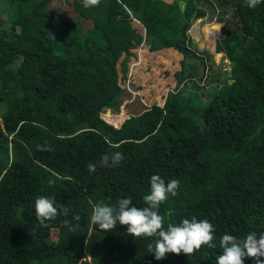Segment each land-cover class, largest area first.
<instances>
[{
	"label": "trees",
	"instance_id": "trees-1",
	"mask_svg": "<svg viewBox=\"0 0 264 264\" xmlns=\"http://www.w3.org/2000/svg\"><path fill=\"white\" fill-rule=\"evenodd\" d=\"M205 17L221 23L215 51L231 65L221 84L222 70L213 71L211 54L188 32ZM135 18L149 28L144 40ZM122 36L127 47L138 38L148 44L145 65L126 49L117 66ZM154 51L166 60L154 62ZM162 62L171 77L152 89V109L121 120V101L132 98L126 84L139 88ZM187 79L195 87L206 80L205 99L187 90ZM0 105V264H216L221 235L264 232V0L255 8L245 0H100L88 8L84 0H0ZM84 127L92 131L72 135ZM116 151L123 161L102 162ZM154 174L179 181L159 207L165 227L207 219L216 248L156 260L147 251L155 237L91 224L98 202L131 197L146 206ZM38 196L54 199L60 213L47 227L35 216Z\"/></svg>",
	"mask_w": 264,
	"mask_h": 264
},
{
	"label": "clouds",
	"instance_id": "clouds-1",
	"mask_svg": "<svg viewBox=\"0 0 264 264\" xmlns=\"http://www.w3.org/2000/svg\"><path fill=\"white\" fill-rule=\"evenodd\" d=\"M262 0H245V6L255 8ZM100 0H84V7L98 6ZM114 148L118 144L111 145ZM124 160L121 152L116 151L102 157L103 163L109 161L113 165ZM88 171L95 172L96 166L89 163ZM49 183H53L49 181ZM179 181L170 179L167 183L160 175L150 177V190L143 196L146 206L136 207L131 197L119 198L114 205L98 202L92 207L90 222L103 231H111L117 224L127 226V233L132 237H155L147 244L148 253L153 254L156 260L165 258L166 254L181 253L186 256L194 254L202 246L216 248L214 226L207 219L183 218L177 224L168 223L165 227L164 217L159 213L160 205L169 195L175 197ZM35 216L41 227H47V221L55 220L60 214L54 199L47 196H38L34 201ZM81 219L78 213H73L72 220ZM69 231H76L78 224L69 220L64 221ZM218 246L222 250L216 256V264H244V258L253 259L255 264H264V232L257 234L249 232L242 239L231 234L220 236Z\"/></svg>",
	"mask_w": 264,
	"mask_h": 264
},
{
	"label": "rangeland",
	"instance_id": "rangeland-1",
	"mask_svg": "<svg viewBox=\"0 0 264 264\" xmlns=\"http://www.w3.org/2000/svg\"><path fill=\"white\" fill-rule=\"evenodd\" d=\"M135 23L139 26L142 24L141 20L139 19H134ZM136 24H133L137 29H135V31L137 32L138 30L141 31V33H139V37H141L143 40L146 37V33L148 31L149 28H145L144 25L142 26H137ZM160 24L159 22L156 21V23L153 24V27H158ZM220 26L221 23L220 22H215V21H211L209 22L208 18L205 17L204 19H195L192 23L191 28L189 29V34L192 38V44L194 46H196L198 49L200 50H207L208 53L211 54V61L213 62L215 69L213 70L218 71V69H221V73L219 75V80H220V84L223 83V80H229L228 76L231 75V65L230 62L224 58L222 53H218L215 51V44H216V40H218L221 37V33H220ZM132 34V33H131ZM126 36V35H125ZM124 36L121 37V41H117V45H118V50H119V56L116 59V63L117 66L122 64L123 62L127 61L126 58V49H128V51L133 54V56L136 59V64H143L145 65L147 62V58H142L141 54H147L148 52H150V54L152 53V51H149L148 49H144L148 47L147 43H144L143 40L140 41V38H138L134 44V48L133 47H127L128 45H130L128 43L127 37L126 40H123ZM151 40H153V38L151 37ZM126 42V43H125ZM143 48V50H142ZM155 53V58H154V62H160L161 60L164 61L163 59L166 60V58H164L160 52L158 51H154ZM164 53L166 51H161ZM153 54V53H152ZM141 56V57H140ZM168 56V55H167ZM166 56V57H167ZM126 60V61H124ZM135 64V65H136ZM171 69H168V67L164 64V62H162V64H159L156 66V68H153L150 70V73H147V79H144L145 81H141V86H139V88L134 89L132 87L133 84H131V82L127 85L126 84V90L127 92H131L132 93V98L131 99H126V100H122L121 101V105H120V112L117 114L119 116H121V120H123L125 117L128 116V114H131L133 112H140L142 105L145 106L146 109H152L151 107V99H149L152 89L156 90L158 85L161 84V86L163 85V83H160L161 80L164 79L165 75H168L171 77ZM194 79H197V77H194ZM198 80V79H197ZM128 82V79H126V83ZM146 84V88H142L143 85ZM151 86H153L151 88ZM169 86V85H168ZM173 86V85H172ZM172 86L167 87L166 89H164L163 93L161 95L166 94L167 90L172 89ZM210 85H208L206 83V80H202L199 82V86L195 87L191 85V79H187L185 82V87H187V90L190 91H197L198 94L205 99V95L208 93V87ZM141 89V90H140ZM162 89V87H161ZM147 95V97L145 98L144 96ZM135 98H134V97ZM159 96V95H158ZM137 97V98H136ZM129 100V101H128ZM3 106L0 105V111L3 110ZM139 110V111H138ZM142 114V113H141ZM115 125V124H114ZM117 126V125H116ZM92 130L89 127H84L79 129L78 131H75L72 133V135H77L78 133H81L82 135H86L87 133H90ZM58 233L56 229H53L50 235V240L55 241L57 239Z\"/></svg>",
	"mask_w": 264,
	"mask_h": 264
},
{
	"label": "water",
	"instance_id": "water-1",
	"mask_svg": "<svg viewBox=\"0 0 264 264\" xmlns=\"http://www.w3.org/2000/svg\"><path fill=\"white\" fill-rule=\"evenodd\" d=\"M121 123V122H120Z\"/></svg>",
	"mask_w": 264,
	"mask_h": 264
}]
</instances>
